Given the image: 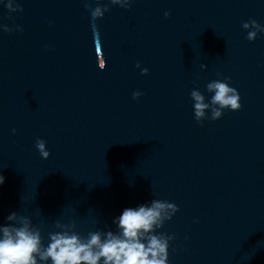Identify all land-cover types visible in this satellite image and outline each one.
Instances as JSON below:
<instances>
[{"label": "clouds", "instance_id": "1", "mask_svg": "<svg viewBox=\"0 0 264 264\" xmlns=\"http://www.w3.org/2000/svg\"><path fill=\"white\" fill-rule=\"evenodd\" d=\"M132 2L133 0H110L112 5L122 8H128ZM6 7L10 12L23 11L18 4L13 7L11 0H7ZM85 8H89L88 0H85ZM108 10L107 6H100L97 0V6L91 9L92 20L103 18ZM169 15L170 13L165 12V17ZM0 27L5 32L13 31L6 25ZM242 27L248 30L246 39L249 41H255L258 33H264V26L255 20L244 22ZM18 30L22 31L19 28ZM100 50L101 45L97 42L96 54ZM105 66L106 63L102 67L99 65V68L103 70ZM136 67L139 68L140 64L137 63ZM204 67L206 66L201 65V68ZM147 72V68L141 69L142 75ZM229 79L226 77L213 80L206 85V90L214 93L208 102L201 91H191L194 118L197 122L209 119V111L210 118L218 120L225 109L240 110V95L235 88L230 87L227 82ZM141 95L139 91L134 92L133 99H138ZM36 148L43 159L49 158L46 141L37 139ZM4 182L5 177L0 175V185ZM178 211L174 203L154 199L150 204L124 209L113 220L117 232L95 231L90 232L86 238L74 231V223L57 222L56 227L61 231L49 233L46 247L42 243L40 230L32 226L30 218L13 212L6 218L12 223L0 225V264H47L49 260L51 264H168L169 241L174 236L155 233Z\"/></svg>", "mask_w": 264, "mask_h": 264}]
</instances>
